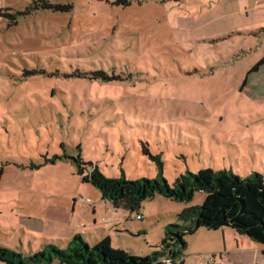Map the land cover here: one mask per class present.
Returning <instances> with one entry per match:
<instances>
[{"label": "rangeland", "instance_id": "obj_1", "mask_svg": "<svg viewBox=\"0 0 264 264\" xmlns=\"http://www.w3.org/2000/svg\"><path fill=\"white\" fill-rule=\"evenodd\" d=\"M263 57L264 0H0V247L109 236L150 255L204 200L155 195L115 213L78 155L128 180L157 177L159 160L170 183L204 168L264 176V63L251 71ZM201 230L177 246L183 264H264L252 237L231 229L247 243L230 240L241 255L221 261L209 249L223 239Z\"/></svg>", "mask_w": 264, "mask_h": 264}, {"label": "trees", "instance_id": "obj_2", "mask_svg": "<svg viewBox=\"0 0 264 264\" xmlns=\"http://www.w3.org/2000/svg\"><path fill=\"white\" fill-rule=\"evenodd\" d=\"M263 63L264 57L251 71ZM158 162L160 174L157 177L128 180L124 175L107 177L97 165L86 162L81 155L75 158L77 173L82 180L96 186L102 198L109 200L116 209L138 211L146 199L155 195L190 202L197 192L205 193L201 204L186 207L177 214L181 223L166 226L160 250L138 256L114 248L109 236L90 246L80 235H75L66 248L47 244L32 255L0 247V261L3 264H168L162 261L166 254L161 250L168 246L173 256L169 264H183L177 246L185 248V236L194 234L200 227L211 230L229 227L264 246V176L261 173L242 177L229 170L204 168L180 173L170 183L162 174L163 162Z\"/></svg>", "mask_w": 264, "mask_h": 264}, {"label": "crops", "instance_id": "obj_3", "mask_svg": "<svg viewBox=\"0 0 264 264\" xmlns=\"http://www.w3.org/2000/svg\"><path fill=\"white\" fill-rule=\"evenodd\" d=\"M114 209H115V213L117 212L116 210V208L115 207H113ZM178 214V213H177ZM124 223H127V220H125V219H123L122 220ZM123 222H121V221H119V222H114L113 223V225H120L121 223H123ZM122 226H125V225H122ZM201 229H207V228H205V227H200V228H198L197 229V231L194 233V234H196V233H199V231H204V230H201ZM232 228H229V227H224V228H220V229H217V230H211V229H207V232H209V231H213V233H217L218 234V236L220 237V238H217L216 240H222L223 239V243H224V245L222 244H218V245H216L215 247H212L211 249H209V250H219V259L221 260V261H223V260H225V258H226V256L230 253V252H234L235 253V251H239V249L238 250H234V249H232L231 247H230V245H229V241L230 240H234L236 243H237V245H246V243H247V241H246V238L245 237H243V236H235L234 234H232L233 232H232V230H231ZM117 230H120V229H117ZM206 231V230H205ZM206 233V232H205ZM239 237V238H238ZM216 240H214V241H216ZM223 246V247H222ZM214 248V249H213ZM223 248V250L224 251H221V249ZM256 248V252L257 253H259L260 254V248L261 249H263L264 247L260 244V248L259 247H255ZM213 254V253H212ZM235 254H237V255H234L235 257H238L239 255H241L240 253H238V252H236ZM217 257V256H216ZM215 260H216V258H215ZM240 264V263H239Z\"/></svg>", "mask_w": 264, "mask_h": 264}, {"label": "built area", "instance_id": "obj_4", "mask_svg": "<svg viewBox=\"0 0 264 264\" xmlns=\"http://www.w3.org/2000/svg\"><path fill=\"white\" fill-rule=\"evenodd\" d=\"M90 199L88 198L87 199V201H89ZM135 218H137V219H142V215L139 213V212H137L136 213V215H135ZM162 261L163 262H165V263H170L171 262V258H169V257H166V258H162ZM213 263H215V257H214V254H212V255H208L207 256V260L205 261V263L204 264H213Z\"/></svg>", "mask_w": 264, "mask_h": 264}]
</instances>
